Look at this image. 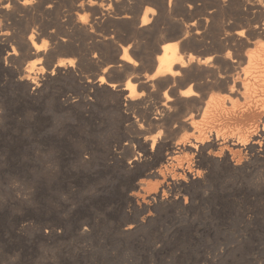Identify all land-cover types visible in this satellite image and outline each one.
Masks as SVG:
<instances>
[{
	"label": "rangeland",
	"instance_id": "rangeland-1",
	"mask_svg": "<svg viewBox=\"0 0 264 264\" xmlns=\"http://www.w3.org/2000/svg\"><path fill=\"white\" fill-rule=\"evenodd\" d=\"M37 12L0 0V264H264V144L252 145L262 125L243 148L205 134L184 160L189 145L175 142L193 141L190 129L134 128L125 85L98 81H135L114 54L129 32L95 15L79 19L70 0ZM32 32L36 44L43 33L48 41L36 82L24 76ZM65 35L62 44L50 40ZM144 39L140 50L152 42ZM63 58L74 64L51 74L48 63Z\"/></svg>",
	"mask_w": 264,
	"mask_h": 264
},
{
	"label": "bare ground",
	"instance_id": "bare-ground-1",
	"mask_svg": "<svg viewBox=\"0 0 264 264\" xmlns=\"http://www.w3.org/2000/svg\"><path fill=\"white\" fill-rule=\"evenodd\" d=\"M2 1L15 2L20 10L31 11L36 15L40 7L46 5L48 11L63 0ZM70 1L75 10L74 15L79 19L95 15L102 23L105 20L108 24L115 22L121 29L129 32L124 39L127 44L121 45L114 54L119 55V65L125 67L126 71L132 70L136 73L135 81L128 78L123 87L128 91L126 98L130 107L136 108L138 113L131 120L134 128L142 130L147 124L161 127L160 131L163 128V132H171L177 128L181 133L190 129L196 135L193 141L188 136H181L180 141L175 142V146L180 143L189 145L188 155L184 160L198 154L203 144V136L208 133H213L220 142L234 139L232 145L242 147L248 142L247 133L258 130L262 125V133L257 135L252 145L254 147L256 144H264V0H235L237 4L233 9L230 8L233 0ZM83 21L77 19V24L80 26ZM82 26L84 25L80 27ZM44 35L45 33L36 37L43 41L42 44L35 43L33 32L29 36L31 50L26 54L34 60L25 69L24 76L31 82H36L38 73L41 72L34 71L35 62L41 59L40 55L47 56L46 50L41 48L48 44L43 38ZM140 37L152 38L147 49L140 50ZM50 40L58 45L70 40V36L65 35L60 39L51 37ZM133 44L136 49L130 53ZM65 51L73 53L75 47ZM74 61V58H63L57 65H73ZM112 65L114 64L108 67ZM108 67L104 68L103 73ZM53 73L54 69L51 70V74ZM98 81L100 84L107 83L113 89L118 85L116 82L107 81L104 74L99 76ZM219 84H225L226 92H222L224 94L216 91ZM137 87L140 88L138 90L142 96L141 101L135 103ZM150 87L157 89V93L154 97L150 93L145 97V91ZM201 103L204 105L203 111L199 110L202 117L197 120L193 118L192 109L200 107ZM239 103L248 105V110L238 112ZM256 103H262L263 109L255 108ZM148 134L150 135L149 131ZM188 167L191 169L190 165Z\"/></svg>",
	"mask_w": 264,
	"mask_h": 264
},
{
	"label": "water",
	"instance_id": "water-1",
	"mask_svg": "<svg viewBox=\"0 0 264 264\" xmlns=\"http://www.w3.org/2000/svg\"><path fill=\"white\" fill-rule=\"evenodd\" d=\"M57 64H58V60L54 59L50 63H48L47 69L49 71H51L52 69H54L57 66ZM111 64H115V62H112ZM108 81L109 82H116L118 84H125V82H126V80L121 78V77H109Z\"/></svg>",
	"mask_w": 264,
	"mask_h": 264
}]
</instances>
